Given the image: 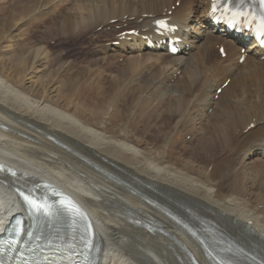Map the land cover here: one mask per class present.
I'll return each mask as SVG.
<instances>
[{
    "label": "bare ground",
    "instance_id": "obj_1",
    "mask_svg": "<svg viewBox=\"0 0 264 264\" xmlns=\"http://www.w3.org/2000/svg\"><path fill=\"white\" fill-rule=\"evenodd\" d=\"M38 3L24 0L13 7L10 23L31 18ZM209 3L62 0L53 12L46 10L50 14L39 23L45 32L40 26L27 36L39 47L13 53V65L1 60L0 227L22 212L13 187L42 192L47 185L87 209L99 264H219L211 247L217 230L264 247V53L251 42L240 65L244 37L217 35L207 17ZM4 17L0 40L9 29ZM159 18L178 26L188 58L159 45L165 39L154 32ZM109 27L108 33L96 32ZM130 30L137 34L122 36ZM71 39L87 41L86 66L69 67L67 80L54 90L57 101L46 90L29 93L20 79L30 57L49 56L50 67L60 66L40 77L48 84L73 64L68 53H55ZM215 44L227 57L208 67ZM121 54L130 57L119 63ZM218 77L215 91L231 80L215 101ZM87 88L92 92L85 96ZM173 131L191 135L178 151L167 140Z\"/></svg>",
    "mask_w": 264,
    "mask_h": 264
},
{
    "label": "rangeland",
    "instance_id": "obj_2",
    "mask_svg": "<svg viewBox=\"0 0 264 264\" xmlns=\"http://www.w3.org/2000/svg\"><path fill=\"white\" fill-rule=\"evenodd\" d=\"M20 1H22V0H0V13L2 14V16L4 17L3 19H2V21L4 22L3 24H4V26L3 27H5V28H9L8 29V34L6 33L5 34V36H4V38L3 39H1L0 40V73H2L4 70H2V68H1V65H2V63H1V60H3V61H5L6 62V65H8V63H9V66H10V61H9V58L10 57H12V56H14V54L16 55L17 53L19 54L20 52H21V50H22V48L23 47H34V48H37V47H39V45H37L36 43H32L30 40H29V38L27 37V36H31L32 35V33H33V31H35V29L34 28H37V29H39V27L41 26V25H39V23H41V22H45L46 21V18L48 17V16H45V15H49L51 12H53L54 11V8H57L56 6L62 1V0H52V1H50L49 0V2L48 1H46V0H38V5H36L33 9H32V11L29 13L30 15V17L31 18H28L27 16L26 17H24V18H21V19H18L19 20V22L17 23V19L15 20V22L14 23H10V21H11V15L10 14H12L13 12H15V10H14V8H20V7H22V5H21V3H24V0H23V2H21L20 3ZM41 1H43V2H41ZM14 2V3H13ZM18 2V3H17ZM45 2H47L46 4H45ZM50 2H52V3H50ZM53 2H55V3H53ZM57 2V3H56ZM8 4H10V6L8 5ZM13 4V5H12ZM18 4V5H17ZM42 6H41V5ZM177 4L178 3H176L174 6H177ZM1 5H3V6H1ZM12 5V6H11ZM16 5V6H15ZM21 5V6H20ZM18 6V7H17ZM20 6V7H19ZM72 5H70L69 7H68V9L67 10H69V11H71V9L70 8H72L71 7ZM173 6V7H174ZM10 7H12V8H10ZM14 7V8H13ZM48 7H49V9H48ZM51 7V8H50ZM5 8H9V9H5ZM40 8V9H39ZM44 8V9H43ZM5 10L7 13H4L3 12V10ZM12 9V10H11ZM38 9L40 10V13H39V11H38ZM51 9V10H50ZM10 10H11V12H10ZM49 11V12H47V11ZM43 12H45V13H43ZM47 12V13H46ZM10 13V14H9ZM34 13V14H33ZM37 13V14H36ZM0 14V15H1ZM33 15V17H32V15ZM45 14V15H44ZM7 15V16H6ZM10 16V19H9V16ZM43 15H44V17L45 18H43ZM7 17V18H6ZM25 18H27V19H25ZM33 18V21H31V22H28V20H30V19H32ZM35 18V19H34ZM6 19V20H5ZM9 21H8V20ZM25 19V20H24ZM45 21H44V20ZM8 21V22H7ZM12 22V21H11ZM8 23V24H7ZM9 23H10V25H11V27L9 26ZM17 23V24H16ZM14 24V26H13V28H12V25ZM35 26V27H34ZM41 29H39V31L42 33V32H45V26H41L40 27ZM107 30L108 29H101V28H99V29H97L96 31L97 32H107ZM30 31V32H29ZM109 31H110V28H109ZM108 31V32H109ZM192 32H193V34H194V31H193V29H192ZM28 33H30V34H28ZM28 34V35H27ZM14 38V39H13ZM8 39V40H7ZM10 40V41H9ZM49 40V44H50V42H51V44L53 45V43H54V40H50V38L48 39ZM24 43H23V42ZM70 41V45L69 44H66L65 46H61V47H59V48H57L56 49V51H55V53H56V55L58 56V55H64L65 53H68V55H70L69 57L70 58H72L71 60H70V58L68 59V61H69V63H73V64H71V65H69V66H65V68H61L60 70H59V72L57 73V76H56V79L54 80V81H51L50 83H46V82H44V81H41V79H40V77L42 76V77H44L43 75H48V73L50 72V71H52V69L55 67V69H58L60 66H56V65H54V67H50L51 66V63H50V60L48 59V57L49 56H47V57H45V55H42L39 59H35L34 57H30V60H29V63H28V68L26 69V71H25V73H24V76L22 77L21 76V78L22 79H20L21 80V82H20V84L29 92V93H38V94H40L41 92L43 93V91H47L48 92V98H51L52 100H53V102L54 101H57V91H54V90H56V87L57 86H60V85H62L64 82H65V80H67V77H68V73L70 72V68L69 67H71V69H72V66L74 65H76L77 67H82V66H86V62H88V58H90V56H89V54H87V51H85V47L87 46V41L86 40H84L85 42H86V44L83 42V41H74L73 39H71V40H69ZM19 42V43H18ZM32 43V44H28L27 45V43ZM76 42H79L78 44H79V46H78V44H76ZM81 42H82V45H80L81 44ZM69 43V42H68ZM73 43V44H72ZM84 43V44H83ZM16 44V45H15ZM22 44V45H21ZM25 44V45H24ZM50 44V45H51ZM76 44V45H75ZM117 44V45H116ZM8 45H10V46H8ZM13 45V46H12ZM67 45H69V46H67ZM73 45H75V47H79L78 48V50H76L77 48H75ZM84 45V46H83ZM70 46H71V48H70ZM114 46H118V42H115L114 43ZM66 48H67V50H66ZM84 48V49H83ZM217 47H215V49H216ZM18 49H20L19 50V52H18ZM68 49H69V52H68ZM214 49V51L212 52V53H210L209 55H208V57H209V60H211L209 63H207V66L208 67H212V64H214V63H216V61H218V60H221V56L219 55V53H218V50L216 49L215 50ZM7 50V51H6ZM64 50V51H63ZM75 50V51H74ZM66 51V52H65ZM77 51V52H76ZM79 51V52H78ZM81 51V52H80ZM72 52V53H71ZM82 52H83V54H85V52H86V54H85V56L82 54ZM214 52H215V54H214ZM14 53V54H13ZM46 53V52H45ZM75 53V54H74ZM74 54V55H73ZM76 54H78V55H76ZM82 54V55H81ZM212 54V55H211ZM122 55V54H121ZM120 55V57H122V56H124V55H122L121 56ZM211 55V56H210ZM216 55V56H215ZM80 58H83V59H78L79 57ZM218 56V57H217ZM8 57V58H7ZM86 59H85V58ZM119 57V63H122V62H124V60H125V58H126V56H124V57H122V58H120ZM128 57H130V55H128L127 56V58ZM185 57H188L187 55H185ZM220 57V58H219ZM3 58V59H2ZM44 58V59H43ZM127 58H126V60H127ZM8 59V61H6ZM45 59H47V60H45ZM76 59H77V61H79V63L76 61ZM223 59H225V58H223ZM214 60V61H213ZM42 62V63H41ZM74 62H76V64L74 63ZM84 62H85V64H84ZM212 62V63H211ZM78 63V64H77ZM14 64V62H12L11 63V65H13ZM38 65V66H37ZM31 66V67H30ZM46 67V68H45ZM66 67H67V69H66ZM46 69V70H45ZM43 70V71H42ZM62 70V71H61ZM64 72H66V73H64ZM70 74V73H69ZM177 75H178V77L179 76H181L180 75V73H177ZM176 75V76H177ZM90 77L88 76V78L87 77H85V78H83L82 80H81V84H83V86L86 84V83H88L87 81L88 80H90L89 79ZM57 79H59V80H57ZM228 80V79H227ZM84 81V82H83ZM213 82H214V80H213ZM216 82V83H215ZM215 82L213 83V89H212V92H214L215 93V87H217L219 84L218 83H220V81H219V77L217 78V80H215ZM93 83H95V81H93ZM94 87H96V86H94ZM95 91H94V93H96V91H99V89H94ZM102 90V89H101ZM91 92H92V90L91 89H89V88H87V89H85V91H84V93H83V95H85V96H88V95H90L91 94ZM214 93H213V95L211 94V99L213 98L214 100H217L218 98L216 97V94H215V97H214ZM209 112H211V111H209ZM112 128H114V127H112ZM184 135V136H183ZM168 137L169 138H167V140L170 142V145H171V149L173 150H177L178 151V149L180 148V146H182V143H183V141L184 142H190V140H191V135H187V136H185V134H183V133H176V131H173L172 133H170L169 135H168ZM188 138H190L189 140H188ZM179 145V146H178ZM183 145H184V143H183ZM180 163H182V165H184L185 164V162H182V160H181V162ZM191 163H194L193 161L191 162ZM196 168H197V166H195ZM247 172V171H246ZM250 175H248V173H247V177H249ZM251 177V176H250ZM255 192H257V190L255 191ZM262 203H264V199H263V201H262Z\"/></svg>",
    "mask_w": 264,
    "mask_h": 264
},
{
    "label": "snow or ice",
    "instance_id": "obj_3",
    "mask_svg": "<svg viewBox=\"0 0 264 264\" xmlns=\"http://www.w3.org/2000/svg\"><path fill=\"white\" fill-rule=\"evenodd\" d=\"M227 2L230 4L231 0H227ZM260 3H261V5H264V0H260ZM217 10H218L217 9V0H213L212 11H213V13H215ZM224 11L225 12H231L234 17L235 16H245V18H247L248 16H250V14L240 12L239 10L232 12V9L229 7H225ZM251 19L254 22H256L258 20V31H259L260 35L264 36V14L259 15V17L251 16ZM159 26L161 28L167 27V25L163 21L159 22ZM0 170H2V169H0ZM24 199L35 211H37V212L43 211L45 214H50L48 211L47 205H45V204H43L37 200L31 199L28 196H25ZM68 206L71 207L73 211H79V209L75 208L74 206H71L70 203Z\"/></svg>",
    "mask_w": 264,
    "mask_h": 264
}]
</instances>
